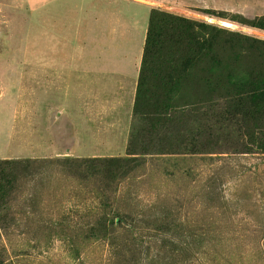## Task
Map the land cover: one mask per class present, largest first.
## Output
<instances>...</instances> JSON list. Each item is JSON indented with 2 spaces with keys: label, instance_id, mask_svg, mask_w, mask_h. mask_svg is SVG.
Listing matches in <instances>:
<instances>
[{
  "label": "rangeland",
  "instance_id": "rangeland-1",
  "mask_svg": "<svg viewBox=\"0 0 264 264\" xmlns=\"http://www.w3.org/2000/svg\"><path fill=\"white\" fill-rule=\"evenodd\" d=\"M0 264H264V0H0Z\"/></svg>",
  "mask_w": 264,
  "mask_h": 264
},
{
  "label": "bare ground",
  "instance_id": "bare-ground-1",
  "mask_svg": "<svg viewBox=\"0 0 264 264\" xmlns=\"http://www.w3.org/2000/svg\"><path fill=\"white\" fill-rule=\"evenodd\" d=\"M223 26H225V27H229V25L227 24V23H223Z\"/></svg>",
  "mask_w": 264,
  "mask_h": 264
},
{
  "label": "crops",
  "instance_id": "crops-1",
  "mask_svg": "<svg viewBox=\"0 0 264 264\" xmlns=\"http://www.w3.org/2000/svg\"><path fill=\"white\" fill-rule=\"evenodd\" d=\"M14 57L16 58V52L14 53ZM7 73H8V71H7ZM9 74V73H8Z\"/></svg>",
  "mask_w": 264,
  "mask_h": 264
}]
</instances>
